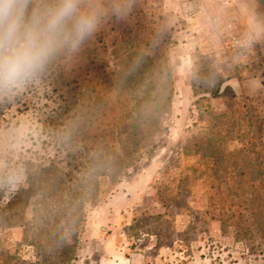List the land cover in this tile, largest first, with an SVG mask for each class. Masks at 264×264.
<instances>
[{
    "label": "rangeland",
    "instance_id": "obj_1",
    "mask_svg": "<svg viewBox=\"0 0 264 264\" xmlns=\"http://www.w3.org/2000/svg\"><path fill=\"white\" fill-rule=\"evenodd\" d=\"M231 1L248 57L131 0L0 97V264H264V0Z\"/></svg>",
    "mask_w": 264,
    "mask_h": 264
},
{
    "label": "clouds",
    "instance_id": "obj_2",
    "mask_svg": "<svg viewBox=\"0 0 264 264\" xmlns=\"http://www.w3.org/2000/svg\"><path fill=\"white\" fill-rule=\"evenodd\" d=\"M131 0H0V97L42 78L72 57L97 31L102 16L124 18Z\"/></svg>",
    "mask_w": 264,
    "mask_h": 264
},
{
    "label": "built area",
    "instance_id": "obj_3",
    "mask_svg": "<svg viewBox=\"0 0 264 264\" xmlns=\"http://www.w3.org/2000/svg\"><path fill=\"white\" fill-rule=\"evenodd\" d=\"M186 20L195 23L201 13L202 38L221 41L227 49L242 57L250 55L252 37L242 28V19L231 0H177Z\"/></svg>",
    "mask_w": 264,
    "mask_h": 264
}]
</instances>
